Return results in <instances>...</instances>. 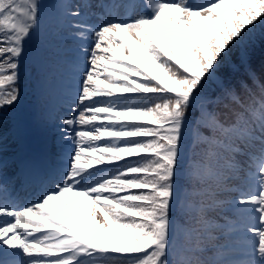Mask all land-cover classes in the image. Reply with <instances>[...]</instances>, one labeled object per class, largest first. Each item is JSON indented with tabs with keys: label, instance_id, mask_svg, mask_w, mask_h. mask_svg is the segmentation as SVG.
I'll use <instances>...</instances> for the list:
<instances>
[{
	"label": "snow or ice",
	"instance_id": "1",
	"mask_svg": "<svg viewBox=\"0 0 264 264\" xmlns=\"http://www.w3.org/2000/svg\"><path fill=\"white\" fill-rule=\"evenodd\" d=\"M42 9L0 0V264H264V0H56L47 173L4 155ZM13 164L37 185L19 206Z\"/></svg>",
	"mask_w": 264,
	"mask_h": 264
},
{
	"label": "rangeland",
	"instance_id": "2",
	"mask_svg": "<svg viewBox=\"0 0 264 264\" xmlns=\"http://www.w3.org/2000/svg\"><path fill=\"white\" fill-rule=\"evenodd\" d=\"M48 1H52V0H41L42 5L43 6H46L47 3H48ZM43 11L46 12V9L43 10ZM37 32L39 34H40V32L42 34H46L49 31L45 27H42L40 29V32H39V28H38V31ZM25 47H27V48L30 47V42H27L26 41L25 42ZM23 57H26V56H22L21 58H23ZM20 64H21V67H20V80H19L18 87H19V90L21 89V90L24 91V96L23 97L22 96L20 97V100H19V102L17 104L22 103V101L24 99H27L28 100V98H29V99H31V101H33L35 99L34 96H33V91L31 90V88H33V85H34V82H35L34 79H33L34 65L31 64L29 61H24V60H21L20 61ZM25 75H26V78L24 79V76ZM23 81H25V82H23ZM20 85H21V87H20ZM14 113H15L14 112V107L7 108V109L4 110L5 131H7L8 126H10L11 123H12V119H9V116L10 115H14ZM49 133H52V134H50L49 137H48L50 139L48 141V144L49 143H52L53 137L56 138L57 142L55 144L56 145L55 148L54 147H51V146H50V148H48V147L47 148H48V151H50L51 154L54 156V158L56 160H58L57 159V154L59 152V147H58L57 132L50 131ZM6 142H7L6 143V151H5L4 155L6 156V154H8V152H10V153L11 152H16V149H17V139L15 137L11 138V136L9 135ZM55 164L57 166H59V163H55ZM13 168L15 169V165L14 164L11 165L9 168H7L5 170V172H7V174L4 175V178H6V176L8 175V173H10V174L14 173ZM12 176H13V174H12ZM32 199H34V198H32Z\"/></svg>",
	"mask_w": 264,
	"mask_h": 264
},
{
	"label": "trees",
	"instance_id": "3",
	"mask_svg": "<svg viewBox=\"0 0 264 264\" xmlns=\"http://www.w3.org/2000/svg\"><path fill=\"white\" fill-rule=\"evenodd\" d=\"M234 54H235V49L233 50V53L229 54V57H225V60L222 61V64H226ZM262 59H264V41L261 40L260 30L257 29V37L254 48V63L256 64L257 67H259Z\"/></svg>",
	"mask_w": 264,
	"mask_h": 264
}]
</instances>
